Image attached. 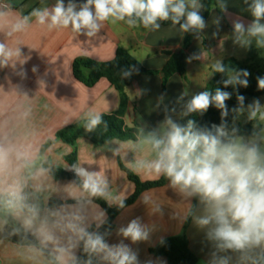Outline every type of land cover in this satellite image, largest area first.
Instances as JSON below:
<instances>
[{
	"label": "clouds",
	"instance_id": "clouds-1",
	"mask_svg": "<svg viewBox=\"0 0 264 264\" xmlns=\"http://www.w3.org/2000/svg\"><path fill=\"white\" fill-rule=\"evenodd\" d=\"M245 3L253 19L247 26L238 19L233 21V43L245 49L254 43L264 50V0ZM203 7L200 0H86L82 4L55 0L51 7L12 16L10 6L0 4V34L4 36L0 40V68L16 69L27 62L29 57L21 50V45L27 44L21 37L33 25L48 32L68 29L75 37L93 38L106 22L158 31L161 22L170 21L182 33L199 34L207 27L200 14ZM216 7L227 11L224 0H218ZM214 23L219 26L220 18ZM202 57L203 52L193 54L188 62ZM134 71L138 69L133 66L122 70L120 76L129 78ZM212 73L226 74L225 88L248 87L247 70L227 67L217 59L211 64ZM257 84L264 90V77L258 78ZM0 90L5 94L0 99V246L18 264H140L138 251L124 242L150 240L152 229L139 217L117 229L123 238L118 243L107 242L110 228L100 231L108 219L95 201L102 199L109 207L124 209L127 196L113 189L104 172L83 166L91 162L64 164L62 154L47 146L46 133L33 123V97L17 87ZM187 95L182 93L176 101L181 117L202 116L214 106L220 111L221 122L197 127L188 119L181 125L167 114L175 113L176 107L165 106V118L158 126L138 124L134 138L106 140L101 149L122 159L131 152L134 159L127 162L130 171L168 181L167 187L188 203L180 218H190L211 244L206 264H264V104L254 98L245 105V96L238 94L230 126L226 104L230 92L216 88L214 94L202 91L185 101ZM163 99L161 95L160 102ZM244 114L255 122L250 135L235 126V119ZM82 121L87 133L102 124L104 131L108 130L100 112L86 111ZM112 143L118 147L109 148ZM61 168L73 172L75 179L58 183L55 173ZM57 195L62 202L50 203ZM143 202L151 205L152 213L162 212L161 204L148 197ZM145 264L164 262L148 260Z\"/></svg>",
	"mask_w": 264,
	"mask_h": 264
},
{
	"label": "crops",
	"instance_id": "crops-1",
	"mask_svg": "<svg viewBox=\"0 0 264 264\" xmlns=\"http://www.w3.org/2000/svg\"><path fill=\"white\" fill-rule=\"evenodd\" d=\"M10 1L13 4L10 13L12 16L25 15L33 8L51 7L55 3V0ZM64 2L67 4L68 0ZM74 2L82 4L86 0H74ZM224 2L227 5V11L221 12L218 7H213L206 21L207 27L194 37L186 49L188 58L202 52L204 58L193 59L191 62L187 59L185 76L173 75L167 80L165 89H163L162 73L142 75L126 87L127 105L123 119L128 127L138 124H146L149 127L158 126L165 118V106L168 109L176 107L175 113H167L176 122L181 117L179 115L181 108L176 104L177 98L187 92L188 95L184 97L187 101L193 95L207 91L214 81L211 64L217 59L224 62L235 58L244 62L252 70L264 74V50L257 49L254 43L250 48H241L235 45L232 39L233 21L238 19L247 26L253 19L248 11V4L245 0H224ZM217 17L220 18L219 26L214 23ZM213 33L217 35L214 36ZM184 38L185 33L180 32L178 25H161L158 31H150L142 26L129 28L123 23L106 22L104 28L93 38L82 34L75 37L68 29L48 32L33 25L21 39L25 44L36 49L30 50L27 45H21L22 53L29 59L22 66L18 64L16 69L0 68V87L5 92L17 87L27 92L30 98L33 97L31 101L33 123L46 133V142L54 140L49 147L55 153L62 154V162L70 165L66 157L73 152V147L55 140L56 133L71 124L82 122L83 113L86 111L94 110L102 115L110 114L117 112L121 105L120 93L107 79L102 78L93 87H87L78 81L73 74L75 59L88 57L98 62H108L115 58L118 47H123L148 70L160 71L169 60L170 54L183 50ZM3 39V34H0V40ZM33 68L36 69L35 72ZM20 72L25 75L21 76ZM41 82H43V88H41ZM4 95L3 90H0V99H3ZM161 95L164 97L162 102L159 100ZM259 99L264 104V95ZM158 103L159 107H157ZM254 124V121L247 119L246 114L238 116L235 120L237 127L245 126L254 130ZM102 146H95L86 139H79L77 141V161L91 162V165L85 163L83 166L90 171L101 170L109 178L114 190L127 198L130 197L135 191V184L129 180L121 165L129 169L127 162L134 159V154L128 152L122 159L114 156L110 150L103 151ZM108 147L116 148L118 145L112 143ZM136 175L144 182L161 178ZM56 181L66 184L73 180ZM167 185L168 183L162 187L144 191L135 203L126 207L117 216L115 228L107 242L109 244L118 243L123 238L117 235V229L139 217L142 223L152 229L150 240L137 244H132L130 240L124 242L138 251L140 264H145L148 260H160L167 264L165 257L155 256L150 250L161 243V239L164 241L183 233L188 238L191 251L198 258L197 264H206L212 251L211 244L205 239L204 232L195 227L192 220L186 227L188 220L184 221L180 216L186 211L188 203L181 201V197ZM144 197L161 204L162 212L152 213L151 205L147 206L143 202ZM53 199L62 202L58 195ZM191 202L197 205L196 200ZM99 207L105 212L100 205ZM0 263L18 264L8 255L4 246H0Z\"/></svg>",
	"mask_w": 264,
	"mask_h": 264
},
{
	"label": "trees",
	"instance_id": "trees-1",
	"mask_svg": "<svg viewBox=\"0 0 264 264\" xmlns=\"http://www.w3.org/2000/svg\"><path fill=\"white\" fill-rule=\"evenodd\" d=\"M200 2L204 5L201 10V15L206 22L212 8L217 5L218 0H201ZM161 25L172 24L170 21H163L161 22ZM196 35L197 34L193 33H185L183 50L170 54L169 60L160 71L148 70L127 49L123 47H118L115 58L108 62H98L88 57H78L75 59L73 64V74L75 78L87 87L95 86L102 78L107 79L109 83L120 93L121 105L117 112L102 115L103 120L108 125V130L106 132L104 131V126L102 124L94 132L87 133L83 128L82 121L71 124L56 133L55 140L62 141L63 143L73 147V152L66 157V160L70 165L77 162V141L79 139H86L95 146H101L105 144L106 140H127L134 138L137 125L128 127L123 119L127 105V97L125 94L126 87L130 86L138 77L142 75L162 73L163 89H165L167 80L173 75L180 74L185 76L188 59L186 49L190 46ZM223 63L225 66L235 68L237 70H247L250 74L248 77L249 84L247 88L240 86H237V88H233L232 86L225 88L223 80L227 78L226 74L214 73V81L207 90L214 94L216 88H221L223 91H227L232 94L231 98L226 101L230 110L229 116L227 117L230 125L233 123V113L231 112V109L237 106L236 97L238 94L245 96V105L251 103L254 98H259L264 95V90L259 89L257 84V79L264 77V74L252 70L244 62L235 58L227 59ZM133 66L138 69V72L134 71L129 78L122 79L120 76L121 71L129 70ZM188 119H193L196 122L197 127H210L213 123L218 125L221 122L220 111L214 106H211L202 116L200 114H191L187 117H180L176 122L181 125H186ZM238 128L241 133L245 135H250L253 132L250 127L239 126ZM53 142L54 140H48L46 144L47 146H50ZM121 168L127 173L129 180L135 184L134 193L126 199V207L135 203L144 191L162 187L168 183L164 177H161L158 180L144 182L134 172L130 171L123 165H121ZM55 179L74 180L75 175L73 172L61 168L56 171ZM50 203L58 204L60 202L52 199ZM95 203L99 204L107 213L108 224L102 227L100 231L103 232L110 228L111 235L115 228V220L117 216L126 207L124 209H118L115 206L109 207L102 199L96 200ZM190 220L191 219L189 218L186 223V227L189 225ZM109 236L106 237V240L109 239ZM150 252L155 256L165 257L167 259V264H197L198 262L197 256L189 247V241L185 233L164 240L163 243H159L157 246L152 248ZM78 255L82 256L83 254L78 251Z\"/></svg>",
	"mask_w": 264,
	"mask_h": 264
},
{
	"label": "built area",
	"instance_id": "built-area-1",
	"mask_svg": "<svg viewBox=\"0 0 264 264\" xmlns=\"http://www.w3.org/2000/svg\"><path fill=\"white\" fill-rule=\"evenodd\" d=\"M0 4H7L10 6V9L13 7V4L10 0H0Z\"/></svg>",
	"mask_w": 264,
	"mask_h": 264
}]
</instances>
